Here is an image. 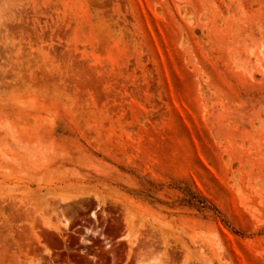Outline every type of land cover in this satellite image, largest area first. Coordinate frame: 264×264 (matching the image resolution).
<instances>
[{"label": "rangeland", "instance_id": "obj_1", "mask_svg": "<svg viewBox=\"0 0 264 264\" xmlns=\"http://www.w3.org/2000/svg\"><path fill=\"white\" fill-rule=\"evenodd\" d=\"M0 264H264V0H0Z\"/></svg>", "mask_w": 264, "mask_h": 264}, {"label": "bare ground", "instance_id": "obj_2", "mask_svg": "<svg viewBox=\"0 0 264 264\" xmlns=\"http://www.w3.org/2000/svg\"><path fill=\"white\" fill-rule=\"evenodd\" d=\"M90 215L91 216H94V212L92 211L91 213H90ZM85 234H88V230H85V232H84ZM54 238V237H53ZM55 239V238H54ZM105 242L107 243V242H109L107 239H105ZM56 245L58 246V243H56Z\"/></svg>", "mask_w": 264, "mask_h": 264}]
</instances>
